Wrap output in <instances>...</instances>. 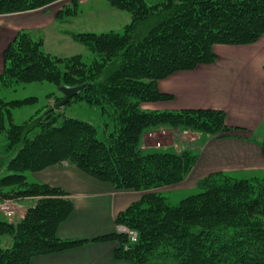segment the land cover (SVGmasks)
Instances as JSON below:
<instances>
[{
	"label": "trees",
	"instance_id": "trees-1",
	"mask_svg": "<svg viewBox=\"0 0 264 264\" xmlns=\"http://www.w3.org/2000/svg\"><path fill=\"white\" fill-rule=\"evenodd\" d=\"M56 1L0 0V15L36 10ZM106 1L127 13L130 22L122 33L73 34L76 42L92 52L90 63L80 55L59 57L45 52L43 39L27 31L18 32L3 52L0 135L4 134L5 144L0 148V173L8 174L0 175V198L37 201L15 221L0 213V264H30L34 257L89 242L57 236L73 211L69 193L28 180V173L64 164L118 191L142 193L114 221L135 230L137 242L128 243L116 232L92 240H118L117 258L132 264H264V174L234 178L210 173L198 182L199 192L176 205L158 191L183 182L199 151L177 152L150 134L160 133L163 138L162 132L192 130L226 138L237 129L226 124L225 113L142 108L171 101L173 95L161 92L158 82L214 63L215 45L259 41L264 36V0ZM77 6L72 0V6L59 11L56 18L73 16ZM43 81L59 87L85 85L72 99L99 106L112 119L107 138L99 139L90 123L61 119L53 107L38 119L13 123L12 110L30 99H7L1 88ZM62 98H56V103ZM35 127L39 132L29 138ZM260 146L264 154V140Z\"/></svg>",
	"mask_w": 264,
	"mask_h": 264
},
{
	"label": "crops",
	"instance_id": "crops-1",
	"mask_svg": "<svg viewBox=\"0 0 264 264\" xmlns=\"http://www.w3.org/2000/svg\"><path fill=\"white\" fill-rule=\"evenodd\" d=\"M75 1L78 3L77 12L63 19H57L56 16L59 11L71 7L72 0H58L40 9L0 15V74L4 69L3 52L20 31L44 33V30L52 28L54 32L50 35L61 46L67 37L75 41L73 34L86 33L68 28L70 22L80 17L101 19L103 27L107 29H124L130 22L128 15L112 8L106 0ZM41 38L43 50L52 55L45 48V38ZM227 48H234L243 55L242 60L232 59L243 61L244 65L236 67L234 60L220 57L214 50L217 55L214 63L198 66L192 71L175 73L158 82L161 92L173 95L171 101L146 105V109L159 111H223L226 124L237 129L226 138L209 137L201 141V147L197 148L199 157L195 166L185 180L176 185L182 190L194 189L202 178L219 170L229 172L248 169L246 171L264 172V154L260 146L264 138L254 137L264 122V36L252 45ZM59 57L69 56L62 54ZM232 119L236 124H229L228 120ZM27 176L33 182L58 187L69 193L73 211L59 226L57 236L61 239L89 241L71 250L34 257L30 264H132L129 260L115 256V250L120 245L117 240H92L115 233L116 216L137 202L142 196L141 192L118 191L110 184L100 182L66 164L48 167ZM25 200L22 201L24 208L35 202L33 199Z\"/></svg>",
	"mask_w": 264,
	"mask_h": 264
},
{
	"label": "rangeland",
	"instance_id": "rangeland-1",
	"mask_svg": "<svg viewBox=\"0 0 264 264\" xmlns=\"http://www.w3.org/2000/svg\"><path fill=\"white\" fill-rule=\"evenodd\" d=\"M149 4H155L157 2L147 0ZM125 13V12H124ZM128 15L127 13H125ZM129 16V15H128ZM80 17V16H79ZM118 24V23H117ZM68 28L70 30H73L74 32H89V33H105L109 32L111 30L122 33L123 28H116L111 29L107 27H103V23L101 19H95V18H85L80 17L78 20H74L73 22L69 23ZM89 28V29H88ZM86 30V31H82ZM91 30V31H87ZM54 30L52 28H49L47 30H44V33L42 32H32V36L34 38L42 37L45 38V48L46 50H49L51 53L56 54L57 56H60L63 54V56H76L80 55L84 61L87 63H90L93 57L92 52L90 49L83 45L82 43H78L73 41L70 37H67L65 41H62L61 46L57 45L54 38L50 35V33H53ZM45 34V35H43ZM227 47H234V45H215L214 50H216L220 57L228 58L229 60H234L232 58H236L237 60H242L243 55L236 52V50H233L234 48H227ZM238 47V46H237ZM52 54V55H53ZM60 54V55H59ZM234 60V63H236V67H240L244 65L243 61H237ZM60 88L58 85H56L54 82L49 81H43V82H31L24 85H18L15 88H1L2 94L7 99H30L27 104H23L21 106L15 107L12 110V119L13 123L16 124H22L26 121H33L34 118L38 119L44 114V112L48 109L54 108V104L56 103V98L62 97V92L60 91ZM234 88V85H233ZM236 98V97H235ZM146 105H152V104H144L142 108L144 110L146 109ZM61 113V119L63 118H73L78 119L87 123L92 124L97 128V135L99 139H106L107 135L111 133L113 129L112 119L105 113H102L101 108L99 106H91L88 103H86L84 100L81 99H72L67 104L60 107V109L56 110ZM229 124H236L233 119L228 120ZM244 124V123H242ZM250 126V125H249ZM256 128V127H255ZM39 132V127H35L28 135L29 138H33L37 133ZM167 133L162 134L166 135V137H159L160 133H154L152 132L153 137L151 139L160 140L162 143V146L170 147L171 149L179 152L181 149H190L194 150L195 148L201 147V141L204 139L209 138L210 136H204L201 133L192 131V130H180L179 132H172L169 133V131H166ZM262 137L264 138V122L261 124L260 131L254 135V137ZM155 137V138H154ZM159 138V139H158ZM150 141V140H149ZM155 141H150V143ZM5 144V137L4 134L0 135V148L2 145ZM8 162V160H6ZM257 167V165H254ZM248 169H242V170H236V171H215V172H223L227 175L229 174L232 177L236 178H250L255 175H261L264 174V172H257V171H246ZM212 172V173H215ZM8 171H3L0 173V175H7ZM29 175V173L27 174ZM31 181L30 179H28ZM101 182V181H100ZM106 183V182H105ZM161 193L166 197L167 202L170 205H176L180 202V200L186 198L187 196L196 194L199 192L197 186L194 189H185L182 190L181 188L177 186H172L169 188H162L159 189ZM11 199H14L18 202L20 205L17 211L18 214L22 217L25 216V212L27 209H24L22 206V201L25 202V199H33L35 202L37 201L36 198H0V201H9ZM12 204V203H11ZM13 205V204H12ZM24 209V210H23ZM4 216V215H3ZM0 218H2L0 216ZM9 221H15L16 219ZM116 225V233L117 234H123L128 243H135L132 242L129 238V234L127 233V230L129 231V227L123 225V224H115ZM122 229V231H121ZM125 229V230H123ZM138 235V234H137ZM118 241V240H117ZM119 242V241H118ZM137 242V240H136ZM120 244V242H119ZM125 249H127V245L124 246Z\"/></svg>",
	"mask_w": 264,
	"mask_h": 264
},
{
	"label": "built area",
	"instance_id": "built-area-1",
	"mask_svg": "<svg viewBox=\"0 0 264 264\" xmlns=\"http://www.w3.org/2000/svg\"><path fill=\"white\" fill-rule=\"evenodd\" d=\"M162 134H164V132H162ZM150 136H152V133L150 134ZM156 145H157V147H159V143H157ZM19 206L20 205L18 204V202L14 199H11V198L9 201H0V213H2L4 216L9 218L10 220H13L15 218H20L22 216L19 215L18 214L19 212L17 211ZM123 230H125V229H123ZM121 231H122V229H121ZM127 233L129 234V238L131 239V241L136 242V240L138 239L137 232L132 230V229H129V231L127 230Z\"/></svg>",
	"mask_w": 264,
	"mask_h": 264
},
{
	"label": "water",
	"instance_id": "water-1",
	"mask_svg": "<svg viewBox=\"0 0 264 264\" xmlns=\"http://www.w3.org/2000/svg\"><path fill=\"white\" fill-rule=\"evenodd\" d=\"M85 85L75 86V87H61L60 91L63 94V98L54 104V109L58 110L61 106L67 104L73 97L77 96L83 89Z\"/></svg>",
	"mask_w": 264,
	"mask_h": 264
}]
</instances>
